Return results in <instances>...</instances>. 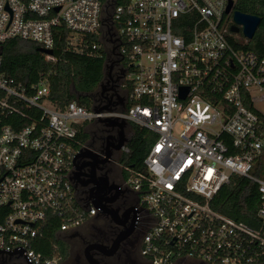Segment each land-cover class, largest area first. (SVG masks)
Instances as JSON below:
<instances>
[{
  "label": "built area",
  "instance_id": "2783aa9c",
  "mask_svg": "<svg viewBox=\"0 0 264 264\" xmlns=\"http://www.w3.org/2000/svg\"><path fill=\"white\" fill-rule=\"evenodd\" d=\"M231 1L0 0V45L21 39L54 54L64 26L67 50L104 51L108 63L122 64L125 100V108L102 100L56 106L48 79L8 78L0 55V256L61 264L59 245L51 257L35 249L49 218L58 219L56 239L65 242L101 212L73 180L85 162L79 156L97 153L79 138L80 126L117 119L157 135L144 170L123 166L151 264H264V179L253 174L264 155V113L256 108L264 104V56L231 43ZM53 54L44 55L54 62ZM11 116L26 122L4 124ZM234 176L258 186L257 226L212 207Z\"/></svg>",
  "mask_w": 264,
  "mask_h": 264
},
{
  "label": "trees",
  "instance_id": "16d2710c",
  "mask_svg": "<svg viewBox=\"0 0 264 264\" xmlns=\"http://www.w3.org/2000/svg\"><path fill=\"white\" fill-rule=\"evenodd\" d=\"M234 11L244 14L258 16L262 23L258 28L254 39L247 44H236L234 37H230L231 43L236 48H244L254 51L264 56V0H237ZM56 35V47L54 49V62L47 60L46 56L40 52V46L34 42L16 39L0 45V55L3 58V73L11 79L24 84H32L42 79H48L50 83V100L56 106H65L72 102L86 108L101 101L98 99L97 91L101 88L106 76V53L90 57L88 55L76 54L67 50V40L69 32L63 26ZM92 41H97L96 36L90 37ZM4 93L0 92V98ZM247 106H252L247 102ZM264 120V119H263ZM21 121L18 116L6 118L4 124H13ZM133 136L129 142L130 153L125 154L120 163L124 167L142 171L145 167V160L151 148L157 141L154 133L132 126ZM79 138L87 142L91 136L81 128ZM125 178L128 173L124 171ZM253 174L264 179V155L255 164ZM260 206V194L258 186L239 176H234L229 186H224L212 202L215 211L243 221L252 226L258 225L257 212ZM60 223L58 219L49 218L45 229V237L36 243V251L45 257L54 254V245L60 247L62 255L65 247L56 239Z\"/></svg>",
  "mask_w": 264,
  "mask_h": 264
},
{
  "label": "flooded vegetation",
  "instance_id": "af4514ba",
  "mask_svg": "<svg viewBox=\"0 0 264 264\" xmlns=\"http://www.w3.org/2000/svg\"><path fill=\"white\" fill-rule=\"evenodd\" d=\"M117 62L108 63L106 58L108 65L105 79L101 84L103 91L100 94L102 101L108 107L125 108V100L119 96L120 84L124 79V69L122 64ZM102 127L105 129L102 128L96 134V142L100 144L99 147L92 145L97 153L105 155V157H100L101 165L96 170L95 175L101 186H105L104 194L106 197L112 200L108 208L115 212L116 219L100 212L95 218L87 221L71 234L63 236L67 245L65 246V253L61 254V264H151L142 255L143 233L139 231L137 220L134 217L137 194L124 186L126 178L123 165L120 163L122 153L115 149L123 133L127 137V130L132 131V125L128 124L123 130L119 127L113 128L106 125H102ZM108 144L112 145L109 160L107 159ZM110 159H114V162H110ZM113 164L117 167L112 168ZM91 171L90 168L83 169L78 175L76 169L73 177L76 187L80 186L85 189L88 206L93 204L96 186L91 184L85 187L82 183L91 179ZM0 264L24 263H15L7 256L1 255Z\"/></svg>",
  "mask_w": 264,
  "mask_h": 264
},
{
  "label": "water",
  "instance_id": "95a60500",
  "mask_svg": "<svg viewBox=\"0 0 264 264\" xmlns=\"http://www.w3.org/2000/svg\"><path fill=\"white\" fill-rule=\"evenodd\" d=\"M234 6H235L234 2L231 1L228 5L227 11H226V14L228 16L229 15L233 16V25L230 28V32L233 34L242 33L249 41H252L254 39V37L256 36L258 28L260 27V25L262 23V19L258 16H253V15L241 13L239 11H234ZM40 52L43 54H47V55L53 54L52 51L44 50L41 48H40ZM187 94H188V90L187 89L183 90L181 93V99H185ZM97 111L101 112L102 110L99 109ZM100 123L105 124L107 127H113V128L119 127L122 130L128 125L127 122L119 121L117 119L100 120ZM128 142H129V140L127 139V137H125V135L123 133V136L120 139L118 145L115 147V149L117 151H121L122 148ZM111 147H112V145L108 144V146H107V159L111 157V151H110ZM79 157L82 159H85L86 161H85V163L77 164L78 175L80 174V172L83 169H88V168L92 169L91 179L82 183V184L85 187H87L88 185H91V184L96 186L94 188V189H96V192L93 196L94 197L93 206L100 209V211L105 213L106 215L111 216L113 219H116L115 212H113L112 210H110L108 208L109 207L108 205L112 203V200H110L106 197V195L104 194L105 186H101L100 181L99 182L97 181L96 175H95L96 170H98V168L101 165V163H100L101 162L100 161L101 156L97 153L86 152V153L81 154V156H79ZM107 183H105V184H107ZM142 212L143 211H141V210H134V214L138 213V215L136 217L138 228H139Z\"/></svg>",
  "mask_w": 264,
  "mask_h": 264
},
{
  "label": "rangeland",
  "instance_id": "374dc122",
  "mask_svg": "<svg viewBox=\"0 0 264 264\" xmlns=\"http://www.w3.org/2000/svg\"><path fill=\"white\" fill-rule=\"evenodd\" d=\"M226 24L228 25V28H230L232 26V24H233L232 15H229L227 17ZM233 37L238 43H240L242 45L246 44L248 42V39L242 33L233 34ZM102 91H103V89H101V88L98 89V91H97V95H98L97 97H98V99H101V100H103L101 97V94H100ZM91 107H93V102L91 103ZM256 108L259 111L264 113V104H258V105H256ZM102 125L105 126V124H102ZM102 125H100L99 123L95 124L94 122H91V123H86L85 125L80 126L81 128H84V129L89 128L87 130V132L91 136V138L89 140L90 145L94 144L95 147H99L100 144L98 142H96V134H98L102 128L105 129V127H102ZM132 135H133V133L130 132V130H127V139L128 140L131 139ZM124 155L125 154H122L120 161L124 158ZM115 160H118V159L115 158ZM116 167L117 166L115 164L112 165V168H116ZM61 244L63 245V247H65L67 245L65 242H61Z\"/></svg>",
  "mask_w": 264,
  "mask_h": 264
},
{
  "label": "crops",
  "instance_id": "0c3cea01",
  "mask_svg": "<svg viewBox=\"0 0 264 264\" xmlns=\"http://www.w3.org/2000/svg\"><path fill=\"white\" fill-rule=\"evenodd\" d=\"M107 65H108V63H106V68H107ZM130 125V124H129ZM87 130V129H86ZM132 132V131H131ZM133 133V132H132ZM133 136V135H132ZM132 138V137H131ZM88 142H89V140H88Z\"/></svg>",
  "mask_w": 264,
  "mask_h": 264
},
{
  "label": "bare ground",
  "instance_id": "6f19581e",
  "mask_svg": "<svg viewBox=\"0 0 264 264\" xmlns=\"http://www.w3.org/2000/svg\"><path fill=\"white\" fill-rule=\"evenodd\" d=\"M133 126V125H132Z\"/></svg>",
  "mask_w": 264,
  "mask_h": 264
}]
</instances>
